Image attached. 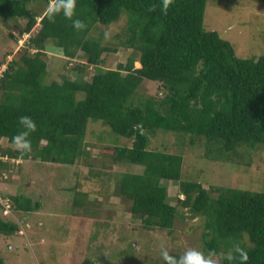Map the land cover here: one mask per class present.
Returning <instances> with one entry per match:
<instances>
[{
	"label": "trees",
	"instance_id": "obj_1",
	"mask_svg": "<svg viewBox=\"0 0 264 264\" xmlns=\"http://www.w3.org/2000/svg\"><path fill=\"white\" fill-rule=\"evenodd\" d=\"M34 1L45 5L42 12L29 6ZM205 2L173 0L164 14L163 0H77L73 19L87 24L77 31L63 13L49 21L45 15L49 0H0V18L25 20L17 30L28 34L23 52L3 69L0 58V139L7 143L0 146V168H9L15 159L72 165L87 156L83 147L88 120H99L127 141L103 146L100 153L112 164L142 167L140 172L121 173L115 182L142 227L170 230L180 206L203 217L202 251L226 252L238 241L248 252L247 264H264V191L204 188L198 181L180 178V154L147 149L148 137L156 129L181 135V143L187 135V144H203L207 158L231 163H238L232 156L240 146L264 145V54L237 57L229 41L204 29ZM153 4L157 8L150 11ZM122 14L124 27L113 35L112 47L104 42L101 30L88 36L95 27L106 29ZM8 35L15 39L10 31ZM50 46L68 60L78 59L73 78L60 74L59 81H44L45 50ZM116 47L128 50L125 60L114 68L102 66V53ZM86 67L93 69L87 78L83 77ZM146 80L159 82L164 93L133 98ZM22 115L32 117L37 125L27 155L12 144ZM101 176L98 169H89L86 179ZM4 178L0 173V185L6 183ZM162 181L176 182L181 195L176 204L166 200ZM213 191L215 196L210 195ZM0 199L8 204V212L2 214L0 203L2 235L18 232L17 215L39 207V202L17 194L2 193ZM80 264L93 262L84 258Z\"/></svg>",
	"mask_w": 264,
	"mask_h": 264
},
{
	"label": "rangeland",
	"instance_id": "obj_2",
	"mask_svg": "<svg viewBox=\"0 0 264 264\" xmlns=\"http://www.w3.org/2000/svg\"><path fill=\"white\" fill-rule=\"evenodd\" d=\"M41 2L34 1L29 6L42 12L45 5ZM24 21L0 18V58L4 59L1 68L24 50L23 42L28 34H19L17 30ZM124 22L125 14H122L106 29L95 27L88 36H96L100 30L105 35L103 29L109 31L111 39L104 38V42L110 45ZM202 26L217 31L229 41L237 57L264 54V0H206ZM9 31L15 39L8 35ZM45 51L48 53L45 82L59 81L60 74L75 76L73 66L78 59L68 60L60 49L51 46ZM127 52L116 47L114 51L102 53L101 65L114 68L118 61L125 60ZM92 70L86 67L83 77L87 78ZM163 93L159 82L146 80L132 96ZM77 97L81 98L82 93H77ZM183 137L181 143V135L156 129L148 137L147 149L180 154V178L198 181L204 188L214 185L264 191V145L240 146L232 156L238 163H231L207 158L203 155L202 143L195 141L190 145L186 143L187 135ZM125 139L101 121L88 120L83 147L88 153L74 164L27 159L12 162L9 168H0L6 180L0 185V194H17L30 198L32 203L39 202L36 210L17 215L18 219L26 216L25 224H28L20 221V234H0V258L4 264H80L84 258L93 264H165L160 255L161 241L172 255H180L192 247L202 250V216L192 215L188 209L176 205V216L169 230L145 229L140 219L130 213V200L117 192L115 182L121 173L140 172L142 167L126 162L112 164L108 156L100 153L103 146L125 145ZM0 146H7L5 140L0 139ZM213 153L214 150L212 157ZM94 168L101 171L102 176L86 179L87 171H95ZM162 182L166 187V200L176 204V198L181 197L176 182ZM210 195L215 196L216 192ZM243 241L247 244L246 238Z\"/></svg>",
	"mask_w": 264,
	"mask_h": 264
},
{
	"label": "clouds",
	"instance_id": "obj_3",
	"mask_svg": "<svg viewBox=\"0 0 264 264\" xmlns=\"http://www.w3.org/2000/svg\"><path fill=\"white\" fill-rule=\"evenodd\" d=\"M76 3L77 0H49L45 15L50 22H55V17L63 13L66 19L72 21V26L77 31H82L87 27V24L79 18L73 19L76 14ZM172 3L173 0H163L161 12L167 14V10ZM156 8L157 5L153 4L150 6L149 10L155 11ZM109 39H111V33L105 31V40ZM18 123L20 125V130L12 137V144L15 150L19 151L22 155H27L32 151V142L29 137L37 130V125L32 117L27 115L20 116L18 118ZM18 161H20V159H15L14 162L17 163ZM16 221L19 224V230L22 232L20 221ZM18 233L20 234L19 231ZM159 247L161 258L165 264H223L225 260L228 261L229 264H233L235 261H239V264H247L249 259L248 252L238 241L226 252L219 253H217L215 249H211L205 253L198 248L192 247L186 249L180 255H172L165 246L164 241L160 242Z\"/></svg>",
	"mask_w": 264,
	"mask_h": 264
},
{
	"label": "built area",
	"instance_id": "obj_4",
	"mask_svg": "<svg viewBox=\"0 0 264 264\" xmlns=\"http://www.w3.org/2000/svg\"><path fill=\"white\" fill-rule=\"evenodd\" d=\"M27 36V35H26ZM4 67V66H3ZM1 69H3V68H1ZM0 69V70H1ZM0 203H1V205L3 206V209H2V214H6L7 212H8V204H7V202H5V200L3 201V200H1L0 199ZM19 232L21 233V231L19 230Z\"/></svg>",
	"mask_w": 264,
	"mask_h": 264
},
{
	"label": "crops",
	"instance_id": "obj_5",
	"mask_svg": "<svg viewBox=\"0 0 264 264\" xmlns=\"http://www.w3.org/2000/svg\"><path fill=\"white\" fill-rule=\"evenodd\" d=\"M25 218L26 216H22L21 219H18L19 221H23V225L25 224ZM26 226H28V224H25Z\"/></svg>",
	"mask_w": 264,
	"mask_h": 264
}]
</instances>
